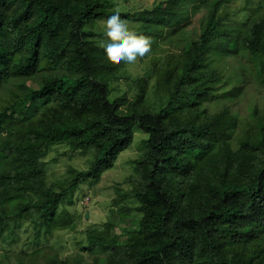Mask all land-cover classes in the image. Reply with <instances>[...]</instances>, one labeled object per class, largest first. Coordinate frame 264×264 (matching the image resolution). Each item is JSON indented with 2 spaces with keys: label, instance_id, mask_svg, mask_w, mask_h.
I'll list each match as a JSON object with an SVG mask.
<instances>
[{
  "label": "trees",
  "instance_id": "obj_1",
  "mask_svg": "<svg viewBox=\"0 0 264 264\" xmlns=\"http://www.w3.org/2000/svg\"><path fill=\"white\" fill-rule=\"evenodd\" d=\"M112 2L0 0V241L23 220L37 237L70 227L60 206L112 169L141 131L132 189L114 200L109 222L87 232L82 249L92 264H264V110L251 107L234 138L241 122L226 101L244 82L235 72L237 87L228 88L219 61L245 49L241 71L264 86L262 8L237 27L225 24L234 0H169L122 13L175 45L158 68L153 102L145 81L133 99L111 100L128 64L110 58L92 41L103 35L88 28ZM202 8L194 34L186 27ZM52 146L95 158L49 186L42 158Z\"/></svg>",
  "mask_w": 264,
  "mask_h": 264
},
{
  "label": "rangeland",
  "instance_id": "obj_2",
  "mask_svg": "<svg viewBox=\"0 0 264 264\" xmlns=\"http://www.w3.org/2000/svg\"><path fill=\"white\" fill-rule=\"evenodd\" d=\"M167 1L169 0H118L124 9L122 13L128 14L163 7ZM112 4L114 6V0ZM226 12L229 13V17L225 24L237 27L259 12L264 16V0H234ZM204 13L205 9L202 8L196 15L194 14L186 29L200 35ZM130 24L140 30L143 28L139 22L130 21ZM88 30L94 34H101L100 21ZM98 40L100 38L92 39L95 44ZM173 51H176L175 45H171L169 41L153 38L150 52L138 58L136 62L128 64L123 72L124 77L113 83L111 100L123 96L133 99L139 92L140 82L145 81L150 101H156L154 93L158 81L156 77L158 68H161L167 54ZM248 57L245 49L240 48L228 53L224 58H219L224 80L231 77L227 82L228 88L237 87L236 82L240 78L234 75L235 72L244 82L243 88L236 94H231L226 101L241 122L234 138L240 135L245 123L251 121L249 110L251 107L258 106L264 110V86L253 79L250 73L241 71L243 68L248 69ZM27 85L30 89L39 88V84L35 82L30 81ZM146 138L147 135L143 132L136 131L133 143L120 154L112 169L104 172L99 180L81 182L74 194L60 206L72 219L70 227L65 229L56 227L51 233L37 237L31 222L23 220L12 240L0 241V264H92L95 256L82 249L84 246L87 247V232L101 228L109 222L118 209V206H114V200L123 192L132 189L130 180L136 176L135 162L143 155ZM95 153L94 150L72 151L66 146L49 147L42 158L47 184L54 186L56 183L65 182L71 169L87 170L95 158ZM87 214L89 218L86 217ZM114 233L121 232L115 230ZM119 240L123 242L125 236L121 234ZM100 256L102 254L98 255Z\"/></svg>",
  "mask_w": 264,
  "mask_h": 264
},
{
  "label": "clouds",
  "instance_id": "obj_3",
  "mask_svg": "<svg viewBox=\"0 0 264 264\" xmlns=\"http://www.w3.org/2000/svg\"><path fill=\"white\" fill-rule=\"evenodd\" d=\"M123 11L121 3L114 0V6L100 21V32L104 38L97 44L113 60L130 64L150 52L153 38L131 25L127 16L122 15Z\"/></svg>",
  "mask_w": 264,
  "mask_h": 264
},
{
  "label": "water",
  "instance_id": "obj_4",
  "mask_svg": "<svg viewBox=\"0 0 264 264\" xmlns=\"http://www.w3.org/2000/svg\"><path fill=\"white\" fill-rule=\"evenodd\" d=\"M87 218H89V215L87 214V216H86Z\"/></svg>",
  "mask_w": 264,
  "mask_h": 264
}]
</instances>
